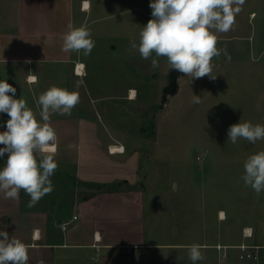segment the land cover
<instances>
[{"label": "crops", "instance_id": "0c3cea01", "mask_svg": "<svg viewBox=\"0 0 264 264\" xmlns=\"http://www.w3.org/2000/svg\"><path fill=\"white\" fill-rule=\"evenodd\" d=\"M85 9L75 0H0V80L16 88L15 98L25 99L38 120L36 99L49 87L78 91L80 97L71 116H51L57 140L46 154L59 165L51 177L54 191L31 208L23 190L17 200H7L0 192V231L28 245V264H192L186 246L193 243L201 245L204 255L197 264H264V209L258 229L245 221L235 239L223 204L192 213L185 233L183 216L178 226L160 217V210L148 226L140 152L124 140H119L124 152L109 150L118 131L88 115L80 95L86 61L82 54L62 51L68 25H84ZM78 63L83 73L76 70ZM30 76L36 77L32 83ZM8 119L0 114V132ZM136 153L138 161H133ZM6 158H0V168ZM74 215L63 229L62 223ZM245 226L253 227V237H244ZM242 242L258 245V260L241 259L235 247H217Z\"/></svg>", "mask_w": 264, "mask_h": 264}, {"label": "rangeland", "instance_id": "374dc122", "mask_svg": "<svg viewBox=\"0 0 264 264\" xmlns=\"http://www.w3.org/2000/svg\"><path fill=\"white\" fill-rule=\"evenodd\" d=\"M75 1L80 7L89 2L82 14L95 40L91 54L82 55L87 72L80 95L88 115L118 131L113 145L124 140L140 152L148 226L160 210V217L178 226L183 216L185 233L192 213L223 204L232 239L245 221L258 229L264 192L257 196L241 176L244 161L264 150V140L232 144L228 129L240 120L264 125V0H246L233 29L218 34L217 47H226L231 61L223 54L213 58L216 78L181 74L178 91L166 102V59L159 58V67L153 68L150 59L130 49L152 18L151 0ZM193 95L200 96V103L193 102ZM133 159L138 161L137 153Z\"/></svg>", "mask_w": 264, "mask_h": 264}, {"label": "clouds", "instance_id": "9594fccd", "mask_svg": "<svg viewBox=\"0 0 264 264\" xmlns=\"http://www.w3.org/2000/svg\"><path fill=\"white\" fill-rule=\"evenodd\" d=\"M246 0H151L152 18L141 27L138 42H130L143 60H151L153 68L159 67V58L166 59L168 70H176L191 79L208 76L215 79L213 58L221 54L230 62L227 48H218V34L227 33L235 24ZM62 51L87 57L95 47V40L87 25H68L63 35ZM29 83L36 80L30 76ZM80 82H77L78 89ZM16 88L0 80V114L9 119L5 131L0 132V158L5 157L0 168V192L7 200L19 199L23 190L30 196L27 207H34L46 194L54 191L51 177L59 165L52 155L56 142L52 115L71 116L80 103L78 91L53 85L43 91L36 103L40 108L38 120L23 98H15ZM11 94V95H9ZM200 103V96L193 95ZM243 139L251 144L264 140V125L251 121L232 124L228 129V142ZM241 176L246 187L259 196L264 192V150L251 154L244 161ZM159 247V246H158ZM192 264L204 259L200 244L187 245ZM28 245L7 231H0V264H28Z\"/></svg>", "mask_w": 264, "mask_h": 264}, {"label": "built area", "instance_id": "2783aa9c", "mask_svg": "<svg viewBox=\"0 0 264 264\" xmlns=\"http://www.w3.org/2000/svg\"><path fill=\"white\" fill-rule=\"evenodd\" d=\"M83 7H85V1H83V4H82ZM149 15H151V13H149ZM79 66L80 64H76V70L79 72ZM113 145H111L109 147V150L111 152H124V146L123 145H116L117 147H119L118 149L116 148H113L112 147ZM77 218L76 215H74L73 218L67 220V221H64L62 223V228L63 229H67L68 226ZM243 235L244 237H247V238H250V237H253L254 235V229L252 226H245L243 228ZM218 248H225L227 249L228 247H235V248H238L240 249V253H239V257L241 259H250V260H258L259 259V254H258V245L257 244H254V243H247V242H242L238 245H217ZM227 252H224V256H227Z\"/></svg>", "mask_w": 264, "mask_h": 264}, {"label": "trees", "instance_id": "16d2710c", "mask_svg": "<svg viewBox=\"0 0 264 264\" xmlns=\"http://www.w3.org/2000/svg\"><path fill=\"white\" fill-rule=\"evenodd\" d=\"M181 74L182 73L176 70H170L169 82L163 89V96H162L163 102L167 101L169 95L175 94L178 91L179 88L178 79L181 76Z\"/></svg>", "mask_w": 264, "mask_h": 264}, {"label": "bare ground", "instance_id": "6f19581e", "mask_svg": "<svg viewBox=\"0 0 264 264\" xmlns=\"http://www.w3.org/2000/svg\"><path fill=\"white\" fill-rule=\"evenodd\" d=\"M88 7H89V2L86 1V2H85V8L87 9ZM83 69H84L83 65L80 64V66H79V73H83ZM135 96H136V90L133 89V90H131V97H135ZM114 148H115V149H116V148L118 149L119 147L115 146Z\"/></svg>", "mask_w": 264, "mask_h": 264}]
</instances>
